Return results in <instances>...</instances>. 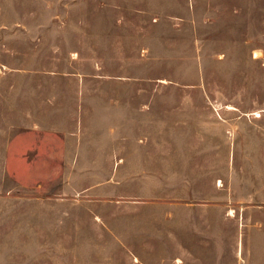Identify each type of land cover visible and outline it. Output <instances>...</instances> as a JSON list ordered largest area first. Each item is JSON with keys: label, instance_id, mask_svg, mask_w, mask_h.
<instances>
[{"label": "rangeland", "instance_id": "1", "mask_svg": "<svg viewBox=\"0 0 264 264\" xmlns=\"http://www.w3.org/2000/svg\"><path fill=\"white\" fill-rule=\"evenodd\" d=\"M0 264H264V0H0Z\"/></svg>", "mask_w": 264, "mask_h": 264}, {"label": "crops", "instance_id": "2", "mask_svg": "<svg viewBox=\"0 0 264 264\" xmlns=\"http://www.w3.org/2000/svg\"><path fill=\"white\" fill-rule=\"evenodd\" d=\"M46 139V138H45ZM42 142H44V140ZM68 140V139H67ZM17 146L19 147L20 145L23 144V147L19 149L18 152H21L22 154V151H23V154H28V152L32 151V150H42L44 145L42 142H40V144H38V146H34L35 144H33L31 147H29L27 144L29 142L28 139H21V138H17ZM62 141L64 142L65 139H62V138H53L51 140V144L46 146V151H47V156L49 157H66V156H73L75 155L73 152H71V148H68V146L65 144V142L63 144H60L62 143ZM70 141V140H68ZM48 143H49V139H48ZM219 180H221V184H223V179L222 178H218V181H217V185L219 184ZM183 246V245H182ZM137 259V258H135Z\"/></svg>", "mask_w": 264, "mask_h": 264}, {"label": "bare ground", "instance_id": "3", "mask_svg": "<svg viewBox=\"0 0 264 264\" xmlns=\"http://www.w3.org/2000/svg\"><path fill=\"white\" fill-rule=\"evenodd\" d=\"M256 116H259V113H257ZM218 185H222V184H221V180H219V184H218ZM232 214H234V213L232 212Z\"/></svg>", "mask_w": 264, "mask_h": 264}]
</instances>
